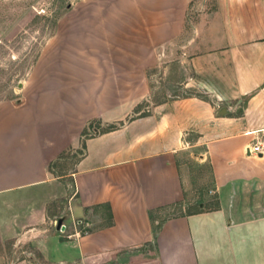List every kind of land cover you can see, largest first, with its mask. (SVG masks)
Segmentation results:
<instances>
[{"label": "crops", "instance_id": "1", "mask_svg": "<svg viewBox=\"0 0 264 264\" xmlns=\"http://www.w3.org/2000/svg\"><path fill=\"white\" fill-rule=\"evenodd\" d=\"M91 1L79 41L57 51L76 68L37 71L20 104L0 101V240L30 239L48 264H264V0ZM187 23L179 61L206 99L125 122L148 93L145 70L167 62L160 49ZM96 118L122 125L54 174ZM204 164L215 208L161 219L188 206L190 167ZM59 219L64 231L51 229Z\"/></svg>", "mask_w": 264, "mask_h": 264}, {"label": "rangeland", "instance_id": "2", "mask_svg": "<svg viewBox=\"0 0 264 264\" xmlns=\"http://www.w3.org/2000/svg\"><path fill=\"white\" fill-rule=\"evenodd\" d=\"M94 3L95 1L92 3L91 0H0V101L10 100L16 105L20 104L23 86L29 84L32 75L37 76V71L76 68L74 63L60 61L57 51L59 47L79 41L81 35L77 33L83 35V27L88 20L86 5L91 8ZM71 27L73 29H70ZM190 37V24L187 23L186 31L179 40L160 49V54L168 55L167 62L162 61L145 70L148 93L142 94L134 109L126 111L128 114L125 122L146 116L151 106L166 101L191 96L206 99V95L197 88L195 78L188 70L181 68L179 61ZM33 80L36 82L37 77H33ZM186 83L188 86L184 87ZM125 98L126 102L133 100L129 94H126ZM221 104L231 105L228 102ZM241 104H234L235 109ZM120 124L122 125L121 122L102 123L98 118L89 120L81 132L80 148L63 156L54 166V174L64 176L70 173L75 162L84 154L85 139L111 132ZM204 165L199 168L190 167L196 175L191 180L193 188L190 190L191 198L186 201L188 206L163 211L161 219L198 210V203H205V209L215 208V198H207L210 196V181L207 166ZM64 203L66 198L53 202L49 206L50 212L55 210L61 214L64 211ZM96 213L106 217L105 210ZM56 225L55 221L51 224V229ZM0 261L4 264H48L30 239L0 240Z\"/></svg>", "mask_w": 264, "mask_h": 264}, {"label": "built area", "instance_id": "3", "mask_svg": "<svg viewBox=\"0 0 264 264\" xmlns=\"http://www.w3.org/2000/svg\"><path fill=\"white\" fill-rule=\"evenodd\" d=\"M262 146L258 143L253 145L251 148H247L246 150L250 153L257 154L262 152Z\"/></svg>", "mask_w": 264, "mask_h": 264}, {"label": "water", "instance_id": "4", "mask_svg": "<svg viewBox=\"0 0 264 264\" xmlns=\"http://www.w3.org/2000/svg\"><path fill=\"white\" fill-rule=\"evenodd\" d=\"M225 113V111L223 110V111H221V115H223ZM64 226L62 225V219H59L58 221H57V225H56V229L57 230H60V231H64Z\"/></svg>", "mask_w": 264, "mask_h": 264}, {"label": "trees", "instance_id": "5", "mask_svg": "<svg viewBox=\"0 0 264 264\" xmlns=\"http://www.w3.org/2000/svg\"><path fill=\"white\" fill-rule=\"evenodd\" d=\"M105 215H106L107 219L109 220L108 223L110 224V219H111L110 213L109 212H105Z\"/></svg>", "mask_w": 264, "mask_h": 264}]
</instances>
